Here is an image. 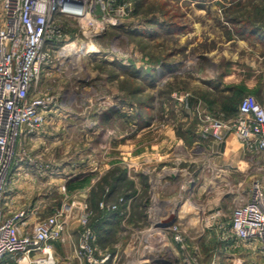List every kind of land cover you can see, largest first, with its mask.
I'll use <instances>...</instances> for the list:
<instances>
[{
    "label": "rangeland",
    "instance_id": "1",
    "mask_svg": "<svg viewBox=\"0 0 264 264\" xmlns=\"http://www.w3.org/2000/svg\"><path fill=\"white\" fill-rule=\"evenodd\" d=\"M64 22L65 46L37 85L52 96L51 110L19 141L5 198L11 210H31L33 224L66 208L68 229L54 243L64 255L87 204L91 222L103 221L94 229L97 250L110 253L103 264H264L257 248H231L225 237L261 177L257 156L227 133L242 154V171H233L237 161L219 158L224 142L202 131L204 113L230 120L245 96H255L237 78L256 76L264 85V0H135L129 17L94 37L78 21ZM72 43L76 54H68ZM162 140L172 157L155 172L170 182L163 193L151 186L135 197L127 147L140 155ZM132 196L135 207L127 209ZM162 196L187 211L180 240L155 221L150 204Z\"/></svg>",
    "mask_w": 264,
    "mask_h": 264
},
{
    "label": "built area",
    "instance_id": "2",
    "mask_svg": "<svg viewBox=\"0 0 264 264\" xmlns=\"http://www.w3.org/2000/svg\"><path fill=\"white\" fill-rule=\"evenodd\" d=\"M135 0H0V264H103L110 253L98 251L85 204L80 230L70 257L57 255L54 243L69 226L66 208L31 223V210L4 208L12 171L20 160L19 141L46 122L52 96L37 90L44 71L54 64L68 38L65 19L83 25L89 37L120 24L134 9ZM203 135L224 142L235 132L246 151L257 156L261 177L253 182L250 198L230 220V247L257 248L264 257V103L245 96L230 120L204 113ZM2 203V204H1ZM100 206H103L101 204ZM113 208H115L113 206ZM180 240L178 223L168 228ZM211 264H218L212 262Z\"/></svg>",
    "mask_w": 264,
    "mask_h": 264
},
{
    "label": "crops",
    "instance_id": "3",
    "mask_svg": "<svg viewBox=\"0 0 264 264\" xmlns=\"http://www.w3.org/2000/svg\"><path fill=\"white\" fill-rule=\"evenodd\" d=\"M229 76L230 75L225 74L224 79L229 80ZM229 81L234 82L235 80L231 79ZM240 81L244 83L247 89L254 92L259 102L264 103V92H263L264 85L262 83L263 80L261 78H258L256 76L253 78V80H248V79L246 80L244 77L237 78V82H240ZM172 139L174 140V138ZM162 141H159V144H162V143L165 144L164 147H163V144L160 146L157 145L158 142L157 144L152 143L154 147H157V150L150 152V148L148 147L149 148L148 149L146 146L145 148L142 149V152L140 155L135 154L134 145L127 147L126 161H127V164L129 163L128 164L129 168H126L127 169L126 175L128 179L132 180V182H135L134 189L135 191H137V193L135 194L136 195L135 197H137V195L145 189L149 188L148 190L151 191L152 187H154L152 191L155 190L157 193H160V192L163 193V189L165 188L166 182L168 183L170 182L169 179L168 180L165 179L163 172L160 173L159 170L155 172L156 165L157 166L164 165L166 164L167 161L171 160V157H172V151L170 149L165 148L166 144L168 143L167 140H162ZM143 145H146V144H143ZM220 155L221 156L219 158H221V161L223 164H225L224 162L226 161H237L235 165H232L233 171H237V172L242 171V169L240 168V165L242 163L240 161L242 154L240 153V150H239V142L237 141L236 137L233 134H229L226 140L224 141L223 152H221ZM143 179L146 181L149 187L144 186L142 182ZM153 181L154 183H157V185L153 186L152 185ZM134 201H135L134 196H132V198H129L127 209H129V207L134 209L135 207ZM166 203L167 201L165 200L164 196H162V198L158 197V202H156L155 204H150V205H153V207L156 210V215H154L155 221H157V223H161L168 217L169 214L175 213L177 217L176 223H179L183 219V214L185 212L187 213V211H183V209L181 208L177 209L173 205L166 204ZM157 204L161 206H157ZM145 206L146 204H144V207H143L144 209L146 208ZM4 208L6 209L7 213L9 211H12L10 207V202L8 203V201L5 202ZM146 209L148 210V207ZM149 210H150V207H149ZM186 210H187V207H186ZM69 246L70 244L68 242L63 241V247L65 248L67 253L62 255L58 253V251L55 249L57 252V255L62 258L70 257L72 255L73 250L70 251Z\"/></svg>",
    "mask_w": 264,
    "mask_h": 264
},
{
    "label": "water",
    "instance_id": "4",
    "mask_svg": "<svg viewBox=\"0 0 264 264\" xmlns=\"http://www.w3.org/2000/svg\"><path fill=\"white\" fill-rule=\"evenodd\" d=\"M176 214L171 213L168 215V217L161 223H158V226L163 227V228H169L172 226L174 223H176Z\"/></svg>",
    "mask_w": 264,
    "mask_h": 264
},
{
    "label": "bare ground",
    "instance_id": "5",
    "mask_svg": "<svg viewBox=\"0 0 264 264\" xmlns=\"http://www.w3.org/2000/svg\"><path fill=\"white\" fill-rule=\"evenodd\" d=\"M94 47H95V44H93V43H90V44L86 45V48H90L91 49V48H94ZM68 49H69L68 54H76L77 51H78V50H75V43L70 44ZM86 52H88L87 49H86Z\"/></svg>",
    "mask_w": 264,
    "mask_h": 264
},
{
    "label": "trees",
    "instance_id": "6",
    "mask_svg": "<svg viewBox=\"0 0 264 264\" xmlns=\"http://www.w3.org/2000/svg\"><path fill=\"white\" fill-rule=\"evenodd\" d=\"M102 223H103V221H102L101 217H95L92 219L91 225L94 229L99 228L100 230H102L103 229L102 225H101Z\"/></svg>",
    "mask_w": 264,
    "mask_h": 264
}]
</instances>
